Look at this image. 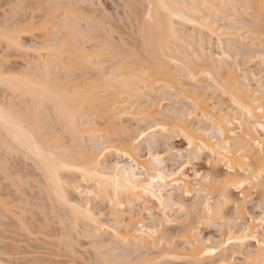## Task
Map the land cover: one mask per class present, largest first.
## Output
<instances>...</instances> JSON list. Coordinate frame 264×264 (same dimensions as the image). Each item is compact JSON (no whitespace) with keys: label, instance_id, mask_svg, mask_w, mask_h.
Listing matches in <instances>:
<instances>
[{"label":"rangeland","instance_id":"1","mask_svg":"<svg viewBox=\"0 0 264 264\" xmlns=\"http://www.w3.org/2000/svg\"><path fill=\"white\" fill-rule=\"evenodd\" d=\"M184 1V5L195 20L194 23L198 22L197 25L181 21L176 24L180 37L175 40L176 46L172 45L171 49L165 50L170 72L168 71L167 77H163L164 80L161 78L163 81L155 82L154 77L148 75L151 73L148 71L147 74L144 73L147 78L143 75L144 79L143 77L130 79L127 82L128 86L113 89L116 93V95L113 93V97L117 99V104L123 106L121 107L124 108L125 115L118 123L119 127L116 126L118 128L114 127V131H110V136L108 130L110 128L99 125L102 119L98 114L102 112L98 108L102 109L108 105L105 103L98 105L99 112H94V117L98 119L95 123H98L96 125L100 127L95 128L93 118L87 117L92 120L89 124L94 126L92 129L88 123L85 126L88 124L90 127L87 126V128L93 133L84 132L80 135L75 144L72 143L75 146L72 150L69 147L71 143L68 142L72 141V138H69L70 131H67L68 128L65 129L64 125L57 120L51 105L39 106L37 112L33 111L30 108H34V103H31L29 94L11 91L2 83H0V102L5 105L11 103L13 107H18L23 112L25 110L31 118L36 116L40 127L43 125V128H40L43 134L51 136L53 132V135L58 136L57 140L63 143L62 145L69 147L70 151L77 150L80 155L85 154L86 151L90 153L92 151L94 157L98 158L103 165L113 166L116 162L130 163L127 158L118 157L114 147L115 143L119 144L121 139L118 138L120 135L117 133L121 132L120 134L123 135V132H128L127 136L133 139L139 135V143L135 144L139 156L148 160L153 152L158 154L168 170L180 171V167H183L179 163L180 151L187 147V143L181 135V130L175 127L177 119L185 118L188 122L186 125L188 128L192 127L191 130L198 125L201 129L203 127L204 130L210 131L211 137L214 136L215 139L214 134L217 133V131L213 132L215 128L208 118L207 120L198 117L196 112L199 109L194 107V102L188 98V95H203L211 105H215L217 109L220 107L223 112L232 113L233 116L237 112V105L231 101L229 93H225L224 88L227 85L222 88L218 82L222 83L221 80L224 78L228 86L237 83L236 86L240 90L248 85L252 92H256L261 86L264 87V17L261 16L256 0ZM12 5L16 7L12 8ZM146 5V1L142 0H0V29L7 27L4 29L11 28L9 30L13 29L20 33L19 41L21 42V47H9L6 42H0V70L6 77L25 72V75L36 74L35 77L40 78L39 76L44 72H48V78L51 80L56 78L54 81L60 82L59 85L62 83L61 87L73 88L72 86L75 87L76 82L82 78L87 80L85 83L96 78L99 80V77L103 76L102 73L105 75L107 72H112L116 65H125L124 69H121L128 71L139 62L150 61L151 63L150 58L148 59L144 53L145 47L142 46L144 39L141 27L147 18ZM5 13H7L6 19ZM60 19L62 22L69 20L66 22L70 26L67 38L68 44L72 45H66L68 49L71 47L70 52L68 53V49H65L67 53H63L62 59L60 57L58 61L53 60L54 51L43 44H49L50 41L54 43L53 39L61 35L64 24ZM200 24L206 25L201 27ZM57 32L59 34H56ZM46 39L50 40L49 43L44 42ZM112 41L117 44L115 45ZM113 44L116 47H112ZM75 46L83 47L88 53L94 54L93 64H89L91 68L87 64H81L80 67L79 64L70 62L71 50ZM114 48L120 49V52L114 51ZM98 51L99 54H95ZM138 51L140 53L144 51V56ZM171 56H174L175 60L171 59ZM51 57L53 58L50 59ZM45 60L47 63L44 62ZM44 64L46 65L43 69ZM99 84L102 83L99 81ZM101 87H104V84L98 86L100 89L96 87L98 94L100 90V94L105 90ZM94 88L93 90H96ZM27 104H31V107ZM117 104L115 102L114 106ZM88 108L84 109L86 115L93 112ZM53 117H55V123V120H52ZM158 125L160 127H157ZM125 128L127 131H122ZM93 129H96L95 132ZM164 129L168 131L165 132ZM262 137L264 134L259 136L260 139ZM112 140L117 142L113 145ZM9 141V137L0 126V250L2 247H12V251L16 252L12 253L14 256L10 255L13 261L17 260L24 264H264V252L251 239H243L241 243L233 242L229 246L222 245L219 247V253L203 257L204 259L197 260L189 255L190 243L194 238L210 244L218 242L222 244L231 236L230 231L239 236L241 229L243 232L251 218L257 219L256 224H259L261 215H264L257 206L258 191L254 189V192L248 193L246 199L242 200L238 187L228 186L225 189L226 184L236 183L237 179L227 181L230 171L228 166L223 164V161L219 162V155L206 150L198 151V143L194 145V148L200 153L199 159L194 160L183 171L192 180H190L193 183L192 191L185 195L175 192L171 205L163 207L156 201L157 199L144 198L145 195L143 198L132 197L128 200L127 196L123 198L125 200L122 205L113 206L110 194L100 196L97 190L89 195L80 194L78 189L82 190L88 186L95 188L94 182L82 180L80 172L72 169L71 171L61 170V177L68 183H72L65 186L66 196L71 200H81V203L93 214V219L83 220L80 217L79 219L73 217L70 205L58 200L54 192L48 193L51 188L49 185V187L46 186L47 182L43 178L41 165H37L39 164L37 160L28 156L18 145H15L17 147L7 146ZM168 141H170V149L165 146ZM9 149H12L13 153ZM188 163V156L185 154L184 164ZM242 174L241 172L240 175ZM241 176L238 178H248L245 174H243L245 177L241 178ZM214 184L213 188L211 185ZM247 184L249 187L250 182ZM77 185L80 187L77 189L79 192L74 189ZM203 185L213 188V191L210 190L213 192V197L220 193L221 188L225 189L226 192L223 191V194L226 193L224 195L230 200L227 199L228 203L223 213L226 220L233 219V221L230 220V224L228 221L226 223L225 219V222L223 219L217 221L212 219L209 217V211L202 208L207 199L205 191L201 190ZM42 186H45L48 192H44ZM245 187L243 191L247 192L249 188ZM197 189L201 190L199 191L201 196L198 191H195ZM196 197L199 198L197 200L201 205L197 204L198 208L203 209L202 215L206 213L201 223L197 221L198 219L196 220L198 209L192 206ZM209 201L211 205L212 200ZM237 203L240 204L239 210L236 207ZM74 218L78 219V222ZM154 218L159 221L156 229L158 231L152 235V238H147L146 233L150 234L149 229L154 230ZM191 224L193 225L190 226ZM71 225L75 227L74 230L71 228L72 232L69 230ZM191 227L195 230L190 231L189 235L185 234ZM128 228L130 235L127 236L125 231ZM137 228L146 231L143 235L141 234L143 239L147 238V240L144 239L146 240L143 242L144 245L135 240L134 234L141 233ZM258 229L261 234L259 233L257 239L264 241V228L260 226ZM136 230L137 232L134 233L133 231ZM225 251L226 254L223 256Z\"/></svg>","mask_w":264,"mask_h":264},{"label":"bare ground","instance_id":"2","mask_svg":"<svg viewBox=\"0 0 264 264\" xmlns=\"http://www.w3.org/2000/svg\"><path fill=\"white\" fill-rule=\"evenodd\" d=\"M142 1H146V4H147L146 5L147 6V12L145 13V14H147V15H145L147 18H145V20L143 21L144 23H142L143 24L141 27L142 29L140 28L142 30V32H141V30H140V32H141L143 39H144V42L142 41L144 45H142V46L145 47V49L143 48L145 52L144 51L143 52L145 53L146 56H148V59L150 58L151 63H150V61L149 62L146 61V63L144 61H142V62H139L138 65L135 64L136 66H134V64H133L134 67H132V69H128V71L122 70V69H124L123 66H125V65H123V66H122V64H120L121 66L116 65L117 67L115 66V70L113 69L112 72H110V73L107 72V74H105V75L102 73L103 76H100L101 78L99 77V80H98V78H96L98 81H96V79H95L92 81H88L89 83L88 82L85 83V81H87V80L86 79L82 80L84 78H82L79 75L82 78V79L80 78L82 81L81 80L77 81L76 82L77 84L75 85V87L72 86L73 88H71L70 86H68L69 87L68 88L66 86L67 87L66 90H64V88H66V87H64V88H63V86L61 87L62 83L59 85L60 82L58 83V82L54 81L56 78L53 80L49 79L48 78L49 77L48 72L47 73L44 72L45 74L43 73L42 75H41V73H42L41 72L40 73L41 76H39L40 78L35 77L36 74L34 76L33 75L29 76L31 74L25 75L24 74L25 72H22L23 74H17L15 76L13 75L14 77L11 75H9V77H6V76H4V74L0 70V83L7 85V87L10 88L11 91H15V92L19 91V92H22L24 95L25 94L30 95L29 97H31L30 99L32 101V102L31 101L30 102L32 104L34 103V105H33L34 108H32L30 106L31 104H27V105H29V107H31L30 109H33V111L34 110L36 111L37 107H39V106L40 107L43 105L45 106L46 104H49L52 106V109L54 110V114L56 113L55 115H56L57 120L60 121L61 125L62 124L64 125L63 127H65V129L68 128L67 131H70L69 134H71V135L69 138L70 139L72 138V141L70 140L71 141L70 142L67 140L69 142V144L71 143L70 146H69V144L67 146H69L70 149H72V150H74V148H75V146L72 145V143L75 144V142L79 139V136L84 134V132L85 133L90 132V130H89V128H87V126L91 125V123H92L91 121L94 120L93 123L98 121V119L94 117L95 116L94 114L99 112V110H101L100 112H102V113L98 114V116H100L102 120L104 119L103 121L101 120V123H99V125L101 124L100 126H105L107 129L108 128L111 129V127H112L111 130L108 129L109 133H110V131L111 132L114 131V127L115 128L119 127L118 123H120L121 118L123 117V115H125L124 114L125 110H124V108L122 109V107H123L122 105L117 104V99H114V97H113V93H114L113 91L114 90L113 89H116L117 87L119 89L120 86H122V87L128 86L127 85L128 80L130 81V79H137L139 77H143L144 73L147 74L146 72H148V71L151 72V73H148V75L150 74V77L151 76H152V78L154 77V79L156 80L155 82H158V83L160 82V80L161 81L164 80V78H165L164 76H166V77L168 76V71L170 72V70L168 69L169 68L168 67V61L165 58V57H167L165 50L167 48L171 49V46L175 45V40H177L180 37V36H178V33H177L176 24L177 23L179 24L180 21L185 22V23H187V22L194 23V21H195L191 17L189 10L184 5L185 4L184 0H142ZM256 3L258 5V9H260L259 8L260 0H256ZM162 4L167 5V8L165 9L164 7H161ZM61 19H60V21H61ZM66 19H67V17H66ZM60 21H58V22H60ZM68 21H65V22L63 21L64 23L61 21L62 24H64V27H63L62 33L60 32L61 30L59 31L61 33V35L58 32L56 33L59 35L53 39L54 43L50 40H47V39L44 40L45 43L46 42L49 43V41H50V43H49L50 45H52L51 43H53L52 46H50L49 44H43V46L48 45V48L50 47L49 49L54 51V53H52V54L55 55V58L51 57L50 59L53 58V60L57 59L59 61L60 57L63 53H67V52L69 53L70 52L69 50L71 49V47H69L70 49L66 48V45L69 46V44H71V43L68 44L69 40L67 38V33H69L68 27H70L68 24H66V22H68ZM61 22H60V24H61ZM196 23H198V22H195L194 24H196ZM200 25H201V27L202 26L205 27L206 24L205 25L200 24ZM75 27H76V25H75ZM4 28H7V27H4ZM9 29H11V28H9ZM12 31H13V29H12ZM70 31H71V29H70ZM138 31H139V29H138ZM82 34L84 35V33H82ZM107 39H108V37H107ZM112 43H115V41H112ZM19 44H21V42ZM116 44L117 43H115V45ZM115 45L113 44L112 47H116ZM48 48H47V50H49ZM45 49H46V47H45ZM65 49H68L67 52L65 51ZM120 49H121V47H120ZM115 50L116 49L114 48V51ZM119 50H116V51H119ZM143 52L142 53L139 52V53L143 54V56H144ZM95 54H99V51H98V53H95ZM71 55L72 56L70 58V62L79 64L80 67H81V64H83V65L93 64L92 58H93L94 54L92 55V54L88 53L87 51H85V49H83V47L80 48L79 46H75V48L71 50ZM175 56H177V55H175ZM66 57H68V56H66ZM61 59H62V57H61ZM148 59H146V60H148ZM171 59L175 60V57L171 56ZM138 60H140V59H138ZM68 61H69V59H68ZM44 62L47 63L46 60ZM49 62H50V60H49ZM144 64H146V65H144ZM148 64H149V66H148ZM45 65L46 64L43 65L44 66L43 69L45 68ZM58 65H60V64L58 63ZM79 66H78V68H79ZM158 66H159V68L160 67H162V68L158 69L157 68ZM70 67H71V64H70ZM146 67H148V69ZM49 68H48V70H49ZM90 68H91V66H90ZM11 77L15 80H13ZM170 77H173V76H170ZM161 78H163V80ZM143 79H144V77H143ZM216 80L218 82V78H216ZM224 80H225L224 78H223V80H221V82L223 84L219 83V82H218V84H220V86H222V88H224L227 85V87L224 88V91L226 94L229 93V95H230V96L228 95L229 98H231L232 99L231 101L237 105V112H235L233 114V116L231 115L232 113L231 114L225 113V112H223V110L220 107H219L220 109L219 108L217 109V107L215 105H211L209 103V101L206 100L205 97H203V95L202 96L200 94H199L200 96H198L196 94L195 95H191V94L188 95V98H190L194 102V107L199 109L196 112L198 117L201 119L202 118H205V119L208 118L210 123L213 124V126L215 128L213 132L217 131V133H218V134L217 133L214 134L216 139L213 138L214 136L211 137L212 135H210V131L208 132V130H206V129L204 130L203 127L201 129V126L199 128V125L196 126L197 128H195L193 130H191L192 127L188 128L186 125V123H188V122H187V120H185V118H184V120L177 119V122L175 123V127H177L179 130H181V132H183V133L190 134L193 137V139L195 141H197V143L199 144L198 145V151H200L201 147H203V150L210 151L211 153L217 154V156L219 155V157H220L219 162L223 161L224 162L223 164L227 165L229 170H230L228 172L227 179L228 178L229 179L227 181H229V180L234 181L235 179H237V180H235L236 183L243 184L245 189H246L245 186L248 187L247 183L250 182L249 187H248L249 190H247V192L244 191L247 195L248 193L254 192V189L258 188L260 182H264V181H262V176H264V151H262V147H264V137H262V139H260L261 137L259 138V136L261 134H264V87L261 86V88H259L256 92H252V90H250L248 85H246L245 87L243 86L244 87L243 89H245V90H243V89L240 90L239 87L236 86L237 83H236V85L230 84V86H228V83L226 84V82ZM99 81L102 84H104V87H101V88H103L102 90H104V88H105V90L102 91V94H100L101 90H100L99 94H98V90H97L98 86H100V85L102 86V84H99ZM226 81L228 82V80H226ZM229 83H231L230 80H229ZM95 84L97 85L96 86L97 88L95 87ZM155 86H156V84H155ZM160 86H162V85H160ZM94 87L96 88L97 91L93 90ZM148 87H150V86H148ZM68 89H70V90H68ZM98 89H100V88H98ZM114 94L116 95V93H114ZM118 94H117V96H118ZM26 96H28V95H26ZM115 102L117 105H119V107L117 105L114 106ZM103 103H105L106 105L108 104L107 106H105L106 108L105 107H102V109L98 108V105H101V104L104 105ZM0 107L4 108L6 111L10 112V114H11V120L8 124L0 123L1 128L3 129V131L6 133V135L10 139V141L7 143V146H13L14 147L15 145H18L19 147L23 148V151L25 153H27L28 156L30 155L32 157V159L34 158L35 160H37V162L39 163L37 165H41L40 168L42 169L41 172H43L42 175H44L43 178H45L44 180L47 182V183L45 182L46 186L49 185L51 188V190L49 189V192H48V189L45 190L46 187L42 186V187H44V192L47 191L48 193H50V191H52L56 194V196L58 197V200L60 199V201L62 200V202L68 203L71 207L70 211L72 212V215H74L73 217H77L78 219L80 217L83 220H86L88 218H92V219L94 218L93 214L89 211V209L81 203V200L80 201H77L76 199L71 200L66 196V194H65L66 193L65 192L66 187L65 186L71 185L72 183L71 184L68 183L67 180H65L64 178L61 177L60 171L61 170L63 171L65 169H67V170L72 169L73 171L76 170V172L81 173V175H82L81 177L83 178V179L81 178L82 180H85L86 182L92 181L91 183L94 182L95 188H91L88 186L85 189L80 190V189H78V188H80L78 185H77V187L75 186L74 189H76V190L78 189L80 191V194L83 193V194L89 195V194L95 193L96 190H97L96 191L97 194L100 196L110 194L111 196L110 195L109 196H110V200H111L113 206L114 205L115 206L122 205L123 201L125 200L123 198H126L127 196L128 197L126 199L128 200V198L132 199V197L143 198L144 195H145L144 198H146V197L155 198V199H157L156 201H158L160 205L165 206V205H169L170 203H172L174 201L173 194L175 192H178L181 195H185V194L191 192L193 189L192 188L193 183L191 182L192 180L183 172L168 170L167 165L164 164L163 160L160 159V157H159V160H157L158 154H154L152 152V156H149L151 158L148 160L147 159L145 160V159H143V157L139 156V154H137V146L135 147V144L139 143V135L133 139V138L127 136L128 132L127 133L123 132V135H121L122 134L121 132H120L121 134L117 133L120 136L119 135H118L119 137L117 135L116 136L119 139L120 138L121 139L119 140L120 146L118 143H115L116 144L114 146L115 151H116L118 157H121V156L125 157L129 160L130 163L121 164L120 162H116L113 166H107V165H103L100 161H98V158L94 157V154L92 153V151H91V153L88 151L90 154L86 151L87 153L84 152L86 155L85 154L80 155V153H78L77 150L76 151H70V150H68L69 147H65L66 145L65 146L62 145L63 143H60L59 142L60 140H57L58 138H56V137H58V136L53 135V132H52L51 136H47L48 134L47 135L43 134L41 131V129L43 128L42 127L43 125L41 124L42 125L41 126L42 128H41L39 120L36 119L37 118L36 116L35 117L32 116L34 118H31L30 115L29 116L27 115L28 112L26 113L24 110V112H25L24 113L23 110H21L20 108L13 107L11 105V103H10V105H5L4 103L0 102ZM87 107H89L88 109L93 110V112L91 114L88 113L89 115H86L85 114L86 111H84V109L85 108L87 109ZM103 108H105V109H103ZM30 113H32V112H30ZM42 114H44V113H42ZM90 116H91V118H93L92 120L87 118ZM38 118L40 119V117H38ZM54 118L55 117H53L52 120ZM85 118H86V120H85ZM49 119H50V117H49ZM42 122H44V121H42ZM55 122H56V120L54 121V123ZM89 122H91V123L89 124ZM60 123H59V125H60ZM86 123H88L89 125L87 124V126H85ZM96 124H98V123H95V125ZM99 125L98 126L96 125L95 128H97V127L99 128L100 127ZM91 126L92 127H90V126L89 127L92 129L94 124ZM116 126H118V127H116ZM102 128H104V127H102ZM188 129H190V130H188ZM95 130H94V132H95ZM211 130H213V128ZM44 131H45V129H44ZM122 131H127V130L125 128V130H122ZM91 132H92V130H91ZM110 135H111V133L109 134V136ZM141 135H142V133H141ZM128 137L131 139H129ZM117 140H114V141L112 140L111 141L112 144L114 142H117ZM2 144H3V142H2ZM7 146H6V149H8ZM73 146H74V148H72ZM116 146H118V147H116ZM15 147H17V146H15ZM19 147H18V149H19ZM9 150L11 151L12 149H9ZM12 153H13V150H12ZM25 153H23V154H25ZM31 157H29V158H31ZM52 157H55V159H53ZM61 164L66 165V166H61ZM78 169H82L83 171H78ZM241 172L243 174L247 175L248 178H242L243 174L241 176L240 175ZM239 176H241L242 179H239L240 178ZM243 177H245V176H243ZM238 179H239V181H238ZM209 182H211V181H209ZM230 183H232V182H230ZM211 186H213V188H214L215 184L211 185ZM211 186H209V185L204 186L203 185V187H201V190L203 189L206 192V193L204 192L206 198L209 200H212L211 205L209 203L210 202L209 200L206 199L204 201L205 203H208L209 208H210L209 217H212V219H214L216 221L223 219V221L225 222V220H226L224 218L225 213H223V212L225 210L224 208L226 206V203H228L227 201L230 200L227 198V196L224 195L226 193L223 194V191L226 192L225 191L226 187L223 190V188H221V186H222L221 185L220 188L222 190L220 189L219 190L220 193L218 192L219 194L216 197H213V194H212L213 192L210 191V190L213 191V188ZM42 190L43 189H41V191ZM201 190L197 189L195 191H198V193L200 195L199 191H201ZM203 190H202V192H203ZM257 194H258L257 195V197H258L257 198V206L260 207L261 197H260V194L258 192H257ZM195 199L197 200L199 198L196 197ZM195 199H194L195 202H193L194 205L192 204V206L195 209H198L197 214H196V216L198 218L196 217V220L198 219L197 221L199 223H201L202 220L205 218L204 214H206V213H204L202 215L203 209H200L197 206V204H199L200 202L198 203V200L196 201ZM144 201H145V199H144ZM193 207H192V209H193ZM202 208H204V206ZM207 217H208V214H207ZM74 219H75V221L78 220L76 218H74ZM153 220H154V222H153L154 230H150L151 228L149 229L150 234L148 232V233H146V235H148V236L145 235L147 238H150V237L152 238V235L158 231L156 229L158 228L159 221H157L156 218H154ZM230 220H226V223L228 221V224H230L229 223ZM72 221H73V219L71 220V222ZM232 221H233V219H232ZM256 222H257V219L251 218V221L246 223V225L243 229V232L241 229L240 233H242L241 234L242 236L240 235V233L238 236V235H236L237 233L236 234L231 233L232 231H230L229 235H231V236H229L227 239H225V241L222 244L220 242L210 244L209 242L206 243L203 240L200 241V240H197L196 238H194L192 240V242L190 243L189 255L191 257H194L195 259L199 260L200 258L209 256L212 254H217V253H219V250H220L219 247H221L222 245L229 246L233 242H236V243L243 242V239H245L244 233H246V232H250L251 235H255L258 238L259 237L258 235L261 234L259 232V229H258V228H260V224H256ZM231 224H233V223H231ZM192 225L193 224H191L190 226H192ZM127 227L131 228L129 225H127ZM71 228L73 229L75 227H72V225H71L69 230H71ZM129 228H128V230L126 229V231H125V232H127V236L130 235V234H128V232H130ZM137 229H138V232L139 233L141 232V233L140 234H134L135 240L137 241V243L140 242V244L144 245L143 242L146 241L147 238H144V239H146V240H144L142 238V235L146 231H144V230L141 231L140 228H137ZM193 229H194V227L188 228V230L186 229L187 233H185V234L189 235V233H191L190 231H193ZM71 232H72V230H71ZM133 232L135 233V232H137V230L133 231ZM233 234H235V236ZM230 238H231V242H229ZM263 239H264V237H263ZM260 240L263 241L262 239H260ZM10 245H12V244H10ZM12 246H14V245H12ZM14 252H15V250L12 251V247H6V248L2 247L0 250V264H24L23 262H19V261L17 262V260L13 261L11 259L10 255H13L12 253H14ZM225 254H226V251L223 254V256Z\"/></svg>","mask_w":264,"mask_h":264},{"label":"snow or ice","instance_id":"3","mask_svg":"<svg viewBox=\"0 0 264 264\" xmlns=\"http://www.w3.org/2000/svg\"><path fill=\"white\" fill-rule=\"evenodd\" d=\"M11 7L15 8L16 6L12 5ZM161 7H164L166 9L167 5L162 4ZM259 8L261 11V16L264 17V0H260ZM4 15H5V19H6L7 13H5ZM19 35H20V33L15 32V31H11L9 29L0 30V42H6L9 45V47H19L20 46ZM10 120H11L10 112H8L4 108L0 107V123L8 124L10 122ZM157 127H160V126L158 125ZM150 131H152V130L150 129ZM164 131L167 132L168 129H164ZM181 135L183 136L184 140L187 143V147L180 151L181 159H180L179 163L183 165V167H180V172H183L184 168L188 167L189 164H191L194 160L199 159L200 153L195 151L194 145L197 143V141H195L190 134L182 132ZM165 140H166V138H165ZM165 146L170 149L171 148L170 141L166 142ZM200 151L201 152L203 151V147H201ZM262 151H264V147H262ZM185 154H187V156H188V162H189L188 164H184ZM52 158L55 159V157H52ZM157 160H159V157H157ZM61 166H66V165L61 164ZM78 171H83V170L78 169ZM174 171H175V169H174ZM262 181H264V176H262ZM228 186L238 187L240 189L241 199L242 200L246 199V193L243 191V188H244L243 184L231 183V184L225 185V187H228ZM256 191H258V193L260 194V197H261V199H260V211L262 213H264V182L259 183V186L256 189ZM161 207H163V205H161ZM236 207H237V210H239L240 204L237 203ZM204 208L210 212V208H209L208 203L204 204ZM209 223H211V221H209ZM258 223L260 224L261 228H264V215H261ZM244 238L245 239H251V240L255 241L260 246V250L262 252H264V243H262L261 240L257 239V237L255 235H251L250 232H246L244 234ZM229 242H231V238H230Z\"/></svg>","mask_w":264,"mask_h":264}]
</instances>
